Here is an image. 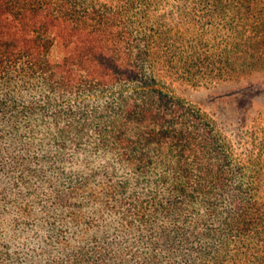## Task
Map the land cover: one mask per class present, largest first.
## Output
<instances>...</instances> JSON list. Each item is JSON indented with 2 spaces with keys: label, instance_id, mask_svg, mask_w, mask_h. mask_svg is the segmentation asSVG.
<instances>
[{
  "label": "trees",
  "instance_id": "16d2710c",
  "mask_svg": "<svg viewBox=\"0 0 264 264\" xmlns=\"http://www.w3.org/2000/svg\"><path fill=\"white\" fill-rule=\"evenodd\" d=\"M261 70L264 0H0V264H264L263 114L169 90Z\"/></svg>",
  "mask_w": 264,
  "mask_h": 264
},
{
  "label": "rangeland",
  "instance_id": "374dc122",
  "mask_svg": "<svg viewBox=\"0 0 264 264\" xmlns=\"http://www.w3.org/2000/svg\"><path fill=\"white\" fill-rule=\"evenodd\" d=\"M260 84V91L252 88ZM169 90L202 108L229 132H245L260 113L264 119V70L240 80L226 79L211 85L176 81L169 85Z\"/></svg>",
  "mask_w": 264,
  "mask_h": 264
}]
</instances>
